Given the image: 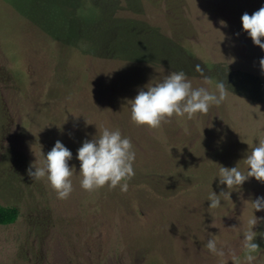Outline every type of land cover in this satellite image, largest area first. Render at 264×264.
I'll use <instances>...</instances> for the list:
<instances>
[{
    "label": "rangeland",
    "instance_id": "374dc122",
    "mask_svg": "<svg viewBox=\"0 0 264 264\" xmlns=\"http://www.w3.org/2000/svg\"><path fill=\"white\" fill-rule=\"evenodd\" d=\"M262 6L0 0V204L19 211L16 223L0 226V264H246L241 240L254 215L253 264H264V210L252 205L264 197V183L253 177L228 190L218 177L220 166L245 171L249 144L264 137V50L241 20ZM180 70L193 87L213 92L225 81L226 101L157 129L136 125L127 102ZM103 128L132 141L127 192L80 186L78 148ZM57 140L73 154L67 199L27 174ZM213 191L231 196L211 209ZM213 235L223 257L205 247Z\"/></svg>",
    "mask_w": 264,
    "mask_h": 264
},
{
    "label": "clouds",
    "instance_id": "9594fccd",
    "mask_svg": "<svg viewBox=\"0 0 264 264\" xmlns=\"http://www.w3.org/2000/svg\"><path fill=\"white\" fill-rule=\"evenodd\" d=\"M242 27L251 37L253 43L264 50V6L249 15L245 12L242 17ZM225 25L224 21H221ZM261 71H264V58L259 61ZM195 71L202 77L204 84L211 85L212 78L205 74V68L195 65ZM229 88L225 81L216 83L215 92L208 87H193L192 81L183 71H172L156 84L149 83L141 88L134 99L127 102L130 105L131 120L138 126L150 129L159 128L162 123L170 122L172 117H187L192 119L196 114H207L213 105L220 106L226 101ZM258 144H249L250 150L242 160L245 171L236 167L220 166L218 177L221 185H227L228 190L239 188L249 178H255L264 183V137L259 138ZM72 152L59 140L54 147L44 155L42 164L35 161L27 170L33 181L46 179L50 187L56 192L57 198L67 199L73 191L71 177L73 169L69 167ZM135 151L129 137L123 136L119 129L103 128L91 140L85 139L78 148L77 159L80 162V186L89 192L108 186L109 189L120 187L122 192L128 191V183L135 175L133 163ZM34 169V170H33ZM123 182V183H122ZM231 196L229 191H221L217 195L214 191L208 196L210 208L221 205L220 197ZM255 211L264 210V197H258L252 202ZM258 223L254 215L247 220L248 228L243 232L241 247L246 253V264H253L256 257L253 253L259 250L255 243L256 232L253 231ZM214 226V225H213ZM205 247L214 255L223 257V248L217 247L215 236H211Z\"/></svg>",
    "mask_w": 264,
    "mask_h": 264
},
{
    "label": "trees",
    "instance_id": "16d2710c",
    "mask_svg": "<svg viewBox=\"0 0 264 264\" xmlns=\"http://www.w3.org/2000/svg\"><path fill=\"white\" fill-rule=\"evenodd\" d=\"M18 218V209L0 204V226L12 225L17 222Z\"/></svg>",
    "mask_w": 264,
    "mask_h": 264
}]
</instances>
